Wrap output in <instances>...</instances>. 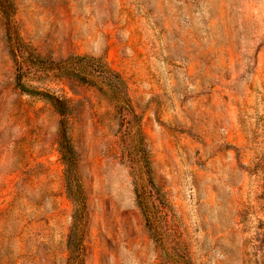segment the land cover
I'll return each mask as SVG.
<instances>
[{"label":"rangeland","instance_id":"rangeland-1","mask_svg":"<svg viewBox=\"0 0 264 264\" xmlns=\"http://www.w3.org/2000/svg\"><path fill=\"white\" fill-rule=\"evenodd\" d=\"M12 1L0 264H264V0ZM80 57L117 73L127 102ZM17 79L66 100L86 203L76 252L59 115Z\"/></svg>","mask_w":264,"mask_h":264},{"label":"trees","instance_id":"trees-1","mask_svg":"<svg viewBox=\"0 0 264 264\" xmlns=\"http://www.w3.org/2000/svg\"><path fill=\"white\" fill-rule=\"evenodd\" d=\"M14 5L12 0H0V14L4 18L7 30L10 28V22ZM12 55L15 60L18 59L16 48L11 49ZM84 59V66L89 70V81L93 84H98V88L107 92L109 95L116 99L127 102L126 93L121 85V80L117 73L111 70L107 65L99 59L92 57H80ZM17 86L25 92L33 93L41 96L47 100L57 111L59 115L58 131H57V145L61 161L63 163V179L65 185V192L68 199L73 205L72 222L69 231V246L70 251L76 252L78 250L77 244L80 243L84 229L85 218V195L81 184L77 154L70 141L68 133V107L66 100L55 94L44 91H31L27 89L18 79ZM74 243V245H73ZM76 244V245H75ZM73 245V246H72Z\"/></svg>","mask_w":264,"mask_h":264}]
</instances>
